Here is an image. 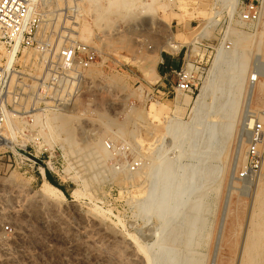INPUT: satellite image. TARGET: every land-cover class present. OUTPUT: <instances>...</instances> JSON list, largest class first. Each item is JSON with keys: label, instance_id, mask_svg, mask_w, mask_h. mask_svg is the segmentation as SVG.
<instances>
[{"label": "rangeland", "instance_id": "obj_1", "mask_svg": "<svg viewBox=\"0 0 264 264\" xmlns=\"http://www.w3.org/2000/svg\"><path fill=\"white\" fill-rule=\"evenodd\" d=\"M42 1L50 32L73 35L97 56L72 105L56 112L78 118L75 151H68L62 133L36 127L52 148L48 172L64 198L44 199L37 173L0 162L1 219L13 232L5 237L0 228V264H241L255 196L264 185L263 162L254 177H238L248 120L264 130V2L257 29L247 30L227 24L218 4L215 22L209 23L213 0H122L130 10L108 11L107 0ZM232 30L249 35L241 45L246 56L241 75V51L228 56L235 48ZM172 36L177 51L166 45ZM225 43L227 56L214 74L215 55ZM188 64L194 71L197 64L204 67L192 95L170 87L176 82L170 70ZM209 81L205 108L194 117V101ZM184 96L190 102L179 107ZM232 100L237 105L229 112ZM93 147L98 153L88 151ZM160 164L174 171L165 196L180 200L164 215L156 205ZM181 180L188 184L178 196ZM149 188L154 198L148 203ZM74 189L82 195L75 196ZM136 243L152 247L143 251Z\"/></svg>", "mask_w": 264, "mask_h": 264}, {"label": "built area", "instance_id": "obj_2", "mask_svg": "<svg viewBox=\"0 0 264 264\" xmlns=\"http://www.w3.org/2000/svg\"><path fill=\"white\" fill-rule=\"evenodd\" d=\"M263 2L236 0L229 12L228 0H213L209 23L215 22L218 4L227 24L255 30ZM44 8L42 0H0V162L7 168L13 166L37 173L41 182L47 180L46 173L51 169L52 148L45 140L46 133L37 130L45 129L38 118L72 105L81 92L84 72L91 68L97 56L93 47L75 40L73 35L50 32L51 19L45 18ZM223 46L229 48L228 43ZM29 51L32 57L28 56ZM191 65V68L186 65L170 70L176 78L175 85H170L173 91L192 95L198 90L201 76L197 74H202L204 67L197 64L194 71ZM9 115L17 121L11 132L7 128ZM263 137L262 124L254 122L247 135L245 159L238 173L240 179L252 178L261 170ZM105 145L110 148L108 142ZM1 197L0 228L8 237L13 234L12 226L1 219L5 213Z\"/></svg>", "mask_w": 264, "mask_h": 264}, {"label": "bare ground", "instance_id": "obj_3", "mask_svg": "<svg viewBox=\"0 0 264 264\" xmlns=\"http://www.w3.org/2000/svg\"><path fill=\"white\" fill-rule=\"evenodd\" d=\"M108 1V7H106L104 9V11H108V10H111V9H115L117 10L118 8H123V9H126L128 10L129 8H126V3L127 2H124L122 0H107ZM229 1V12L230 11V8L233 10V7L236 3V0H228ZM159 2V1H158ZM132 4V3H130ZM133 7V6H131ZM130 10V9H129ZM234 30V29H233ZM231 31L232 34L235 35V39L233 40L232 43H234V46L235 48H233L231 51H228L231 52L228 54V56L233 59L234 57H236V53H237V50L239 49L241 51V54H240V64H239V67H238V70H237V75H241L243 74L244 70H245V61H246V56L245 54L243 53V51L245 50V48L243 46H241L243 43H247L248 41V38H249V35H246L242 32H236V31ZM167 47L169 48V50L171 51H177L178 47H179V44L174 42L173 41V36L172 37H169L167 43H166ZM233 46V47H234ZM157 52V51H156ZM3 55L5 56H10L9 54L5 53V52H2ZM29 54V53H28ZM227 50L225 49V47L223 45H221L218 50H217V53L215 55V58H214V61H213V67H212V70L211 72L214 73V70H216V67L218 66V64H220V62L227 56ZM156 55V54H155ZM154 57V56H153ZM159 57V56H158ZM228 58V57H227ZM229 58V59H230ZM152 59V58H151ZM156 59V58H155ZM230 59V61H231ZM156 61V60H155ZM225 61V60H224ZM229 61V62H230ZM232 62V61H231ZM230 62V63H231ZM233 63V62H232ZM231 63V64H232ZM223 64V63H222ZM188 67L190 68L191 67V64H188ZM219 67V66H218ZM219 69V68H218ZM217 72V70H216ZM157 74V73H156ZM215 74V73H214ZM233 74V73H232ZM234 75V74H233ZM232 75V76H233ZM231 76V78H232ZM236 76H234L235 78ZM218 78V77H217ZM230 78V77H229ZM239 78V77H238ZM257 77L256 76H253L252 80H255ZM224 81V80H223ZM211 83L212 81H209V82H205V84L201 87L195 101H194V106H193V113H194V117L198 115L199 112L203 111V109L205 108V99L206 97L208 96L209 94V89L211 87ZM247 84H250L248 86L249 88V92L252 96V90H253V85H254V82H250V78L247 82ZM264 83L260 84V87H263ZM242 86V85H241ZM242 87H240L241 89ZM243 89V88H242ZM246 90V87L244 88V91ZM260 90V89H259ZM230 93V92H229ZM235 95V94H234ZM233 96V95H232ZM240 97V96H239ZM176 101V100H175ZM190 102V99L189 97L187 96H184L180 99V101L178 102V106L180 107L181 105L184 107L186 105H188V103ZM230 102V101H229ZM237 105V102L236 100H232V103H231V106H230V110L229 112H232L234 111V107L236 108ZM175 107V106H174ZM160 108V107H159ZM66 109V108H65ZM63 109V111L65 110ZM175 109V108H174ZM178 109V107H177ZM161 110V109H160ZM176 110V109H175ZM153 111H154V108H153ZM61 112V111H60ZM67 112V111H66ZM228 112V113H229ZM224 117L226 115H223ZM78 120L77 116L75 115H71L69 113H56V112H52V113H49V114H46L43 118H38V121H40L39 123L42 124V126L46 127L48 129V131L50 133H48L49 135L52 134V133H55L56 135H58V133H62L64 135V137L61 139L64 144L67 146L68 148V151L71 152V151H75V141H74V129H73V125L75 124V122ZM110 122L111 120H106V122H104V125L103 127L105 128V130H108L109 128V125H110ZM253 120L252 119H249L248 120V126L249 129L252 127L253 125ZM13 126H16L17 127V121L16 120H13L12 119V115H9V120L7 121V128L8 130L11 132V129ZM120 127V126H119ZM123 127V126H122ZM249 129L245 130V135L247 137V134L249 132ZM13 130V129H12ZM46 131V130H45ZM117 131V130H116ZM171 131V130H170ZM114 133V132H113ZM123 134V133H122ZM12 135V134H11ZM52 136V135H51ZM53 137V136H52ZM51 138V137H50ZM58 138V137H57ZM264 138V137H263ZM59 139V138H58ZM248 140V139H247ZM243 142V141H242ZM245 144V143H244ZM243 146V145H242ZM63 147V146H62ZM242 148V147H241ZM245 148V147H244ZM85 149V148H83ZM82 149V150H83ZM94 147L91 148L90 150L88 151H91V153L95 152L98 153V151H93ZM102 151H105L104 148H102ZM240 154V153H239ZM242 154V153H241ZM240 154V155H241ZM238 155V154H237ZM221 156V155H220ZM99 157V156H98ZM239 157V155L237 156ZM263 163H264V160H263ZM171 165V164H170ZM156 169V168H155ZM154 169V170H155ZM159 173L160 174V177H159V182H161V188L158 186V188L161 189V194H160V197L159 199H157L156 201V205H157V208L162 212L161 214L164 215L163 212H170L172 211L173 209H175L179 203V197H177V195H172V197L170 198H167L166 193L169 191L170 189V183L171 180H170V177H173V172L172 169H170V167L167 165V164H160L157 169H156V173ZM175 174V173H174ZM158 175V174H156ZM154 177V176H153ZM157 177V176H156ZM9 179V178H8ZM7 178L5 179L6 181L8 180ZM193 178L191 177L189 180V184H190V181L192 180ZM149 180V179H148ZM153 180H155L153 178ZM9 181V180H8ZM169 181V183H168ZM10 183L13 182V181H9ZM154 181H152V184L154 185L153 183ZM157 183V182H156ZM192 183V182H191ZM41 187H40V190H39V193L41 195V197H43L44 199L46 200H52V201H58L60 199H63L64 198V194L61 192V190L54 186L53 184H51L49 181L47 180H43L42 183H41ZM159 184V183H158ZM184 184H188L186 181L184 180H181V182H179L177 184V187L175 188V191H176V194L178 193H182L183 190H186L187 188H185L186 186H184ZM151 185L152 187H155ZM157 185V184H156ZM149 187V186H148ZM189 187H192L191 185L188 186ZM260 189L257 190V193H256V196H255V204H256V208L254 206V209L253 210L254 212L252 213V216H251V219H250V222H249V228H248V232H247V235L245 237V240H244V243H243V247H242V259H241V264H264V185L262 187H259ZM150 189V188H149ZM156 189V188H155ZM159 189V190H160ZM191 189V188H190ZM149 194L148 196L145 198V201L146 202H150L152 199L150 198V196H153V194L151 195V192H152V188L149 190ZM155 192V190H154ZM153 192V193H154ZM73 194L76 196V195H82L80 193V191L78 189H74L73 191ZM86 195V194H85ZM147 195V194H146ZM145 195V196H146ZM179 196V194H178ZM154 198V196H153ZM148 199H150V201H148ZM144 201V200H143ZM144 201V202H145ZM146 202L144 203V205L146 204ZM153 202V201H152ZM141 203V202H140ZM187 203V202H185ZM152 204V203H150ZM149 204V206H150ZM155 205V204H154ZM155 205V206H156ZM194 205V204H193ZM147 206V204H146ZM153 206V204L151 205ZM148 207V206H147ZM193 207V206H192ZM197 210V207L194 206ZM156 208V207H154ZM153 208V209H154ZM199 208V207H198ZM94 209V208H93ZM193 209V208H192ZM194 210V209H193ZM194 210V212L196 211ZM94 211V210H93ZM102 211V209H101ZM199 212V211H198ZM102 213V212H101ZM182 213V212H181ZM99 214V213H97ZM193 216V215H192ZM196 216L195 215V218L193 217L194 221H192V228L193 226L195 225L196 223ZM204 218V217H203ZM188 231V230H187ZM174 239V238H172ZM135 242V241H134ZM137 244V243H136ZM137 247L140 249V250H145V249H149L152 247H143L142 245L140 244H137ZM143 250V251H144ZM149 250H148V253H149ZM147 253V255H148ZM146 255V256H147ZM150 256V255H149ZM152 256V255H151ZM151 259H153V257H150ZM152 262V261H151ZM157 262V261H156ZM149 263V262H148ZM152 264V263H151Z\"/></svg>", "mask_w": 264, "mask_h": 264}, {"label": "trees", "instance_id": "obj_4", "mask_svg": "<svg viewBox=\"0 0 264 264\" xmlns=\"http://www.w3.org/2000/svg\"><path fill=\"white\" fill-rule=\"evenodd\" d=\"M46 175H47V180H48L51 184H53L54 186H56V187H58L59 189L63 190L62 187H61V186H60L55 180H53V179L50 177V175H49L48 172L46 173Z\"/></svg>", "mask_w": 264, "mask_h": 264}, {"label": "crops", "instance_id": "obj_5", "mask_svg": "<svg viewBox=\"0 0 264 264\" xmlns=\"http://www.w3.org/2000/svg\"><path fill=\"white\" fill-rule=\"evenodd\" d=\"M168 68L171 69V64H170L169 62H168L167 64H165V69H166V71L168 70ZM166 71H165V72H166ZM165 75H166V73H165ZM165 75H164V76H165ZM164 76H163V78H164ZM161 78H162V77H161ZM161 78H160V79H161ZM60 190H61V189H60ZM61 192H62V190H61ZM62 193H63V192H62Z\"/></svg>", "mask_w": 264, "mask_h": 264}]
</instances>
